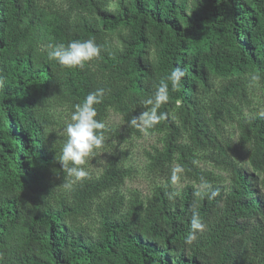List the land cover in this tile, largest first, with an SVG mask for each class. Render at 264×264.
<instances>
[{
    "label": "trees",
    "instance_id": "obj_1",
    "mask_svg": "<svg viewBox=\"0 0 264 264\" xmlns=\"http://www.w3.org/2000/svg\"><path fill=\"white\" fill-rule=\"evenodd\" d=\"M88 38L102 51L82 69L47 57L49 44ZM176 67L166 119L147 132L162 136L150 158L163 184L127 196L126 158L68 177L58 160L73 105L103 88L97 119L115 112L141 137L129 121ZM257 94L264 0H0V264H264ZM174 166L193 184L177 190ZM193 212L207 227L188 244Z\"/></svg>",
    "mask_w": 264,
    "mask_h": 264
},
{
    "label": "clouds",
    "instance_id": "obj_2",
    "mask_svg": "<svg viewBox=\"0 0 264 264\" xmlns=\"http://www.w3.org/2000/svg\"><path fill=\"white\" fill-rule=\"evenodd\" d=\"M47 57L50 61H55L65 68H84L87 62L92 61L101 55V46L97 44L94 38L85 40H71L66 45L49 44L46 46ZM185 76V71L176 67L166 81L160 82L150 96L143 104L146 107L139 116L133 117L129 121L132 127L140 128L145 133L153 129L161 121L166 119V113L160 111L162 105L169 100V82L173 90L177 89ZM261 76L253 73L249 77L250 84H258ZM105 89L97 88L89 92L82 102L73 105L70 122L63 129L65 141L61 148L59 163L68 177L76 180H83L88 177L89 173L83 167L87 159L94 155L97 149L103 147L105 143V131L107 128L103 120L97 119L96 106L103 103ZM264 120V108L254 114L251 119ZM175 179V178H173ZM205 187L212 189L210 183ZM219 194L218 190H211V197L214 198ZM207 225L201 221L198 213L193 212L190 221V231L185 238V242L191 244L197 238V232L205 231Z\"/></svg>",
    "mask_w": 264,
    "mask_h": 264
},
{
    "label": "rangeland",
    "instance_id": "obj_3",
    "mask_svg": "<svg viewBox=\"0 0 264 264\" xmlns=\"http://www.w3.org/2000/svg\"><path fill=\"white\" fill-rule=\"evenodd\" d=\"M53 1L62 3L63 0ZM262 104H264V97L257 94L251 108H259ZM251 108L245 110L246 114H252ZM70 117L69 114L64 116L62 132L66 124L70 122ZM106 125L109 132L105 136V143L102 148L97 149L94 155L87 159L86 171L94 175H100L109 162L126 158L125 164L127 167L132 168L133 176L125 184L123 189L125 194L129 196L130 192L138 190L144 196H149L153 187L157 184H163L165 180V174L151 166L150 158V154L154 153L156 149H161L162 136L152 135L144 131H142L141 137L135 136L129 131L122 116L115 112H110ZM242 155L247 156L244 151ZM202 166L228 179L226 172L215 168L212 164L202 163ZM173 176L175 187L179 191L187 184H193L181 173L178 166H174Z\"/></svg>",
    "mask_w": 264,
    "mask_h": 264
}]
</instances>
